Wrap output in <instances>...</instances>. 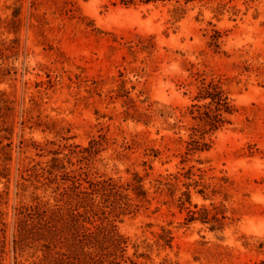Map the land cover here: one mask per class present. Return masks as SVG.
I'll return each instance as SVG.
<instances>
[{
	"label": "rangeland",
	"instance_id": "obj_1",
	"mask_svg": "<svg viewBox=\"0 0 264 264\" xmlns=\"http://www.w3.org/2000/svg\"><path fill=\"white\" fill-rule=\"evenodd\" d=\"M125 3L0 0V264L43 258L14 208L69 178L123 186L120 264H264V0Z\"/></svg>",
	"mask_w": 264,
	"mask_h": 264
},
{
	"label": "trees",
	"instance_id": "obj_2",
	"mask_svg": "<svg viewBox=\"0 0 264 264\" xmlns=\"http://www.w3.org/2000/svg\"><path fill=\"white\" fill-rule=\"evenodd\" d=\"M120 1L126 4L125 0ZM141 1L149 3L158 0ZM201 98H210L211 101L204 105L206 111L201 112L197 119L202 125L216 129L220 119L217 113H213L212 106L219 103L215 102L214 97ZM6 147H2V151ZM8 152L4 153L6 158L9 157ZM52 162L53 165L47 164L42 168L49 178L55 176L56 169L64 170L62 163L59 167L58 159ZM23 169L24 172L28 170L27 167ZM23 180L25 182L26 179ZM68 180L72 184L61 190L58 188L52 202L35 197L31 204L14 208L13 244L16 252L21 253L26 248L41 244L45 249L43 258L33 264H120L116 260L118 257L123 259L128 239L117 232L109 218L111 212H106L105 205L110 199L117 201L121 197L120 189L123 186L110 179L88 182L87 186H82L77 179ZM133 181L137 186L135 189L142 196V178L136 175ZM93 217L98 219V225H93L90 220Z\"/></svg>",
	"mask_w": 264,
	"mask_h": 264
}]
</instances>
